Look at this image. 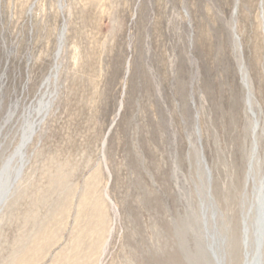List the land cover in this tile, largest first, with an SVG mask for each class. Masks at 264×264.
Returning a JSON list of instances; mask_svg holds the SVG:
<instances>
[{"label": "rangeland", "instance_id": "1", "mask_svg": "<svg viewBox=\"0 0 264 264\" xmlns=\"http://www.w3.org/2000/svg\"><path fill=\"white\" fill-rule=\"evenodd\" d=\"M41 100L0 264H245L264 0H0L1 175Z\"/></svg>", "mask_w": 264, "mask_h": 264}, {"label": "bare ground", "instance_id": "2", "mask_svg": "<svg viewBox=\"0 0 264 264\" xmlns=\"http://www.w3.org/2000/svg\"><path fill=\"white\" fill-rule=\"evenodd\" d=\"M248 88H249L248 104L250 106V109L253 110V93H252V90L249 84H248ZM51 100L50 101L41 100L40 105L38 109L36 110L38 114L37 117L36 118L34 117L35 119L34 120L33 117L30 116L31 119L29 117L28 122L23 127L21 142H20V145L17 147L16 152H14V155L11 154L10 156H8L4 161V164L2 167L3 174L2 175L0 174V175L2 177L4 174L6 175L4 176L5 177L4 186L0 185V190H1L0 191V211L2 210L1 203L5 200H8V195L11 192L10 189H12V187L15 186L16 180H18V178L20 177V175L18 177V174H17L16 177L14 176L11 179L10 178L11 171L13 170L14 172L16 171L17 173L18 172L21 173L20 171L21 169H23V165L25 162V160L23 159L25 157L24 147L28 141H31L33 139V136L36 133L37 127L43 122L50 108V104L52 102ZM258 147H259V142H258L257 134H255V141L252 145V152H251V157L249 160L248 175L249 177L253 178V183L255 184L253 194H254L256 205H257L256 206L257 216H255L254 221L251 222L250 214L246 213L243 215L244 241L248 249L246 251L245 264H264V257H263L264 256V171L261 169L262 166L260 167L261 161H262L261 159L262 154L259 155ZM18 155H20V157H16ZM20 162H21V166L19 168ZM255 168H258V170L262 171L261 175H259L258 180H256L254 177ZM251 241H253L252 243L254 244H251ZM252 245H254V247ZM219 264H221V262Z\"/></svg>", "mask_w": 264, "mask_h": 264}]
</instances>
